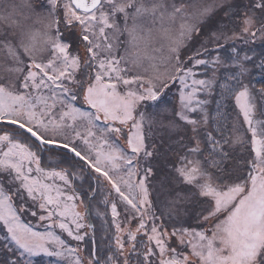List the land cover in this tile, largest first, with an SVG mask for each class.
Masks as SVG:
<instances>
[{"label":"snow or ice","instance_id":"1","mask_svg":"<svg viewBox=\"0 0 264 264\" xmlns=\"http://www.w3.org/2000/svg\"><path fill=\"white\" fill-rule=\"evenodd\" d=\"M257 41L264 0H0V264H264Z\"/></svg>","mask_w":264,"mask_h":264},{"label":"rangeland","instance_id":"2","mask_svg":"<svg viewBox=\"0 0 264 264\" xmlns=\"http://www.w3.org/2000/svg\"><path fill=\"white\" fill-rule=\"evenodd\" d=\"M238 1V0H237ZM223 13H219L217 15V18L214 21H211L206 27H205V33L208 31V29L215 27V25L217 23L220 22V16H222ZM202 38V37H201ZM201 38H197L196 40L193 41L192 46L196 47L199 44V40ZM257 43L254 44H249V45H245L242 42H237V46L240 48V50L243 52L245 50L248 49H256ZM258 50V48L256 49ZM107 195V192H102L98 197H97V201L94 203V207L93 210L91 212L90 215V220H92V225L94 226L93 229L88 230L89 231V237L85 238V241L83 242V245L86 247H90V236L92 234V232L94 231L95 234V240L97 242V244L99 246H103L104 244L107 243V237L111 234L110 231V209L106 208V206L103 204V199L104 196ZM97 210H99V212L101 213H107L105 216H100L97 215ZM25 221L32 224L36 230L38 231H43L44 228L41 226V224H39L34 218L31 217H24ZM106 221H109V223H106ZM3 234V230L2 228H0V235ZM33 261V264H37L35 262V260L39 259L42 262H46V264H52V262L55 260V258H50V257H46V256H37V257H32L31 258Z\"/></svg>","mask_w":264,"mask_h":264},{"label":"trees","instance_id":"3","mask_svg":"<svg viewBox=\"0 0 264 264\" xmlns=\"http://www.w3.org/2000/svg\"><path fill=\"white\" fill-rule=\"evenodd\" d=\"M237 2L239 3L240 0H238ZM255 43H257V45H255V46H256V49L258 48V50L255 49L254 51H255L258 55L261 54V53H264V43H261V42H259V41L255 42ZM257 79H259V77H257ZM214 109H215V105H214V104L210 105V111H214ZM35 262H36L37 264H46V262L44 263V262L40 261L39 259L35 260ZM34 264H35V263H34Z\"/></svg>","mask_w":264,"mask_h":264},{"label":"water","instance_id":"4","mask_svg":"<svg viewBox=\"0 0 264 264\" xmlns=\"http://www.w3.org/2000/svg\"><path fill=\"white\" fill-rule=\"evenodd\" d=\"M88 219H89L90 223L92 224V220H90V217Z\"/></svg>","mask_w":264,"mask_h":264}]
</instances>
